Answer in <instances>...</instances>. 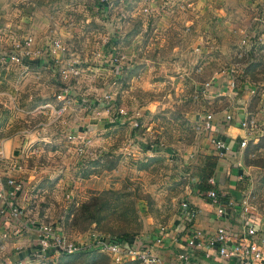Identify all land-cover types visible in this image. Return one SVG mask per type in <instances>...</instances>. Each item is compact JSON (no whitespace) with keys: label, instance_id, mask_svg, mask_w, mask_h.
Instances as JSON below:
<instances>
[{"label":"clouds","instance_id":"9594fccd","mask_svg":"<svg viewBox=\"0 0 264 264\" xmlns=\"http://www.w3.org/2000/svg\"><path fill=\"white\" fill-rule=\"evenodd\" d=\"M97 4L0 0V194L5 184L19 191L22 176L31 183L49 173L61 189L51 207L66 209L80 159L99 161L83 169L86 187L110 193L114 202L126 193L133 197L129 205L136 198L148 202L147 214L135 210L130 243L110 245L108 264H229L233 257L237 264H264V188L257 195L255 185L240 189L241 200L222 205L215 192L206 193L213 201L207 204L192 187L202 183L199 169L218 137H227L229 147L240 137L241 149L247 147V102L256 93L241 95L229 53L233 44L251 49L253 38L264 44V0ZM62 140L63 151L56 147ZM229 162L251 178V166L228 157L226 170ZM229 190L237 189L223 185L221 195ZM77 202L91 205L92 196ZM4 203L13 212L3 222L0 261L13 264L26 246L29 221ZM193 220L194 237L187 234ZM157 229L163 239L154 241Z\"/></svg>","mask_w":264,"mask_h":264},{"label":"rangeland","instance_id":"374dc122","mask_svg":"<svg viewBox=\"0 0 264 264\" xmlns=\"http://www.w3.org/2000/svg\"><path fill=\"white\" fill-rule=\"evenodd\" d=\"M97 2L98 7H103L99 4V0H97ZM252 43L253 47L247 51H244L243 49L236 50L235 45H231L233 50L229 53L231 57V67L229 71L231 74L238 77V84L248 82L255 87L253 93H256V95L252 96V98H255L256 103H258L260 99H264V44H261L256 38H253ZM246 64L252 65L251 70L245 67ZM121 71L126 72L127 69H122ZM4 75L5 74L0 72V79H2ZM20 75L23 76L25 73H21ZM37 103H39L38 100L34 101L33 106H35ZM22 107L25 106L22 104ZM21 123L23 122L21 121ZM117 124H119V120H117ZM252 125H254V127L250 133L255 131L254 129L255 126L257 127V123H253ZM260 127V131L258 130L259 133L253 135L249 140V142H252L250 143L251 146L255 145L253 140L258 139V137L263 133L262 130L264 129V125H260ZM81 131H84V129H81ZM137 131L138 130H134V134H137ZM36 143L42 142L37 141ZM65 144L66 140H62L61 144L57 145L56 147H59L63 151L65 150ZM33 147H35V144ZM49 147L53 146L45 145L46 149ZM256 162H258L260 165H264V144L259 148H250L248 150L247 161L244 162L246 166H251L253 171L254 178L252 184L250 183L249 186V188H252V186L255 185V190L252 193L253 195H257V193L260 191V189H257V183L261 174L264 172L263 167L254 166ZM94 163L99 164L100 162H93L81 158L80 162L76 165V170L73 173V183L70 186L75 189V195L73 196L72 200L68 202L66 209H61L59 205L56 206V210H53L51 207L52 205L56 204L54 196L58 191H61V189L58 186L54 187L55 181L50 179L49 173H41L37 176V179L31 183L27 181L26 176H22L17 179L16 182L20 184V194L18 193V203L15 201V204L19 206L18 208L20 212H23L27 218H29L31 223L41 222L50 224L61 234L65 241L81 243L85 246L88 244L87 238L91 233L101 234L102 236L111 234L120 237V235H125L128 236L127 238H129V232L134 227H136V223L139 220V216L135 210H138L139 213H148L147 201L136 198L131 205L125 203L127 200H133L131 193H126L120 196L116 202L112 200L111 194L108 196L106 204L107 206H105L106 213H108L107 219L104 218L98 223H75L76 214L79 207L81 206V204L77 202L78 199L83 200L85 197L91 195L92 197L98 196V199H102L103 201L106 200L105 195L100 194L101 192H96L91 187H86L87 182L81 179V176L83 175V169L86 166H90ZM45 164L46 162H44L42 158L41 165L45 166ZM29 166H32V161H29ZM107 166V163L100 165L101 168ZM91 170L98 171L96 168H92ZM62 174L63 173L61 172V175ZM41 198H43V200H41ZM24 202H27L26 208L21 207V204ZM122 208L124 211L121 210ZM69 213H71V216H69ZM101 214H104V212L102 211ZM157 230L159 231V229ZM89 238L91 239L90 236ZM82 251L83 249L79 253H82ZM97 252L100 254L98 260L102 262L101 264H108V254L100 250H97ZM90 255L91 254H78V256L73 257L72 262L68 264H88ZM65 261L66 259L63 257V255H60L58 252H56L52 256L38 260L33 264H57L63 263ZM136 264L140 263L137 261Z\"/></svg>","mask_w":264,"mask_h":264},{"label":"crops","instance_id":"0c3cea01","mask_svg":"<svg viewBox=\"0 0 264 264\" xmlns=\"http://www.w3.org/2000/svg\"><path fill=\"white\" fill-rule=\"evenodd\" d=\"M254 88L255 87L252 86L251 84H249L248 82L238 84V89L240 90L241 95L246 94L245 90H247V92H253L255 90ZM261 102H262L261 99L258 103H256V99L251 98V100L247 102L248 103L247 113H251V115H247V113H241L240 114L241 118H244L245 115H247L248 120H252L255 124L257 123V127L255 126V129H254L255 131H253V133L249 132L251 135H250V138L248 139V142L253 135L259 133L258 130L260 131V129H261L260 125H264V107H261V105H262ZM221 137L226 139V141L229 143V140L227 137H225V136H221ZM240 140H241V138L237 137L235 146L230 147L229 150L223 156L219 157L215 154L214 151H210L208 153V155L206 157H204L203 166L199 169V172L201 173L200 179L202 180V183L194 184L192 186L193 187V193L194 194L198 193L199 199L201 201H204L205 203H207L206 198L204 197V194H205L207 189L213 188V189H215L217 194H221V187L223 185H235V188L237 190H235V191L229 190L227 192V195H224V196L221 195L222 199L229 200V198L234 197V198H236V200L239 201L243 198L240 189H248L250 186V183L252 184V181L254 178L253 177V171H251V178H250L248 175H244V171H245L244 169L237 167L233 162L228 163L227 170L224 166V161L227 160L228 157H231L233 161L237 160V159H240L243 161V150L238 145ZM209 147H211V145H209ZM229 172H230V175H229ZM240 176H243L242 181L241 180H233L236 177H240ZM212 178H215V180H216L215 185L208 183L209 179H212ZM5 187H7V186L5 185ZM19 191H17L15 193L16 200H13V197H12V201H13V204L15 206H17L15 204V201H16V203H18L17 202V195H18ZM189 206L191 208L195 209V206L193 204H189ZM17 207H19V206H17ZM22 213L23 212H21L20 219L24 220L25 217H27V216L24 213L23 214ZM8 215L9 214H8L7 210L2 208V205H0V243L3 242V239H4L3 233L6 231L3 228V222H4V219ZM212 218L215 219L214 216ZM28 221L29 222L25 223V230H24V234L27 237L26 246L18 254H16L14 256L13 263L16 261H20L23 264H33L30 261L31 258H30L29 252H30V250H32L34 248V243L36 242V237H37V226L41 222L31 223L29 218H28ZM180 223H181V221L179 219H177V220H175L172 227L175 228V227L179 226ZM194 223H195V220H193V223L187 225V228H188L187 234H189V231L194 230L193 229ZM91 234H93V233H91ZM89 236L87 238L88 239L87 242H89V240H90ZM103 237L106 238V236H103ZM177 240L182 241V237L177 236ZM164 244L167 245L168 241L166 240ZM173 250L176 251L177 255H187V253H180L178 249H173ZM197 255L203 256V253H197ZM0 264H3V262L0 261ZM180 264H197V261L192 259V260L186 261V263H184V261H181ZM229 264H237V263L234 259H232L229 261Z\"/></svg>","mask_w":264,"mask_h":264},{"label":"built area","instance_id":"2783aa9c","mask_svg":"<svg viewBox=\"0 0 264 264\" xmlns=\"http://www.w3.org/2000/svg\"><path fill=\"white\" fill-rule=\"evenodd\" d=\"M261 107H264V99L261 102ZM243 120V118H241ZM246 125H247V129L248 131H252L254 125H252L254 122L252 120H246L245 121ZM223 143V147L220 146V143ZM241 144V140L239 142V147ZM211 147L213 149V151L215 152V154L217 156H223L228 150H229V143L226 141V139H224L223 137H218L217 141L213 144H211ZM241 148V147H240ZM17 183V182H16ZM18 184V183H17ZM6 187V191L3 194H0V200H5V201H9L10 203L13 204L12 201V195L11 193L13 192H17L15 191V187H8L7 184H5ZM19 190H20V184H19ZM207 192H215L216 193V197H217V203L218 204H222V205H227L229 200H224L222 198H220V196L217 194V192L215 191V189L213 188H209L206 190L204 197L206 198V202L208 204H212V198L207 196L206 193ZM13 206L15 207V209L17 210V212L19 213V215L21 216V212L19 210L18 207H16L14 204ZM2 208L6 209L8 214H12L13 212V207H10L8 205V203H4L2 204ZM190 209H192L193 211H195V209L191 208L189 206ZM189 236H195V231L191 230L189 231ZM91 239L89 240L87 245H82L81 243H72L69 241H65L61 234L55 230L53 228V226H51L50 224H46V223H40L37 226V237H36V242L34 243V248L32 250H30L29 255L31 258V263H36L38 260L41 259H45L46 257H48L47 255V250L49 248H56L58 251H62L65 253H74V252H80L82 249H84L85 247H94L97 250L103 251L105 253H108L110 251V245L112 244H124V243H130L129 238H120V237H115V236H110L107 235L106 238H104L101 234H91L90 235ZM152 239L155 240H162L163 238L159 236V231L157 230V232L155 234H153ZM166 240H163V243H165ZM197 244H199V240L195 241ZM217 249L222 247V243H216L214 245ZM233 247L238 246V245H231ZM204 255V254H203ZM232 259H235V257H233ZM140 264H142L141 261H139V259L137 260ZM184 263H186V261H184ZM237 263V261H236ZM13 264H23L20 261H16Z\"/></svg>","mask_w":264,"mask_h":264},{"label":"trees","instance_id":"16d2710c","mask_svg":"<svg viewBox=\"0 0 264 264\" xmlns=\"http://www.w3.org/2000/svg\"><path fill=\"white\" fill-rule=\"evenodd\" d=\"M262 131H263L262 135L258 137V141H259L258 143H255L254 146H251L250 143H252V142H248L247 147L243 151L244 162L247 161L248 150L250 148H259L260 146H262L264 144V129ZM254 166L264 168V165H260L258 162H256L254 164ZM262 188H264V172L261 174V176L258 180V183H257V189H262ZM100 194L105 195L106 200L103 201L102 199H98L99 197L96 196V197H92L91 205L81 204V206L79 207L78 212L76 214V217H75V223H90V222L98 223L99 221H101L104 218L107 219L108 213H106L105 206H107L106 205L107 204V198L110 195V193L105 191V192H101ZM218 195L220 196V198H222L221 194H218ZM102 211L104 212V214H101ZM108 235L119 237L117 235H111V234H108ZM120 237L127 238L128 236H125V235L121 236L120 235ZM56 252H58L60 255H63V257L66 259L65 262L57 263V264L71 263L73 257L78 256V254H82V253L85 255L91 254L89 257L88 264H101L102 263L100 260H98V257L100 256V254H98L97 249H95L94 247H91V246L85 247L83 249L82 253H79V252L65 253L62 251H58L56 248H49L47 250V255L49 257V256H52ZM48 257H46V258H48Z\"/></svg>","mask_w":264,"mask_h":264}]
</instances>
